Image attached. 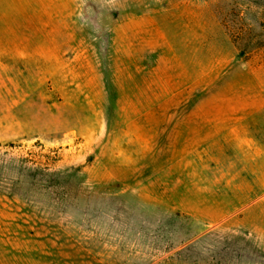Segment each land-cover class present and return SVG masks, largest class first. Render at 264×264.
<instances>
[{"label": "rangeland", "instance_id": "obj_1", "mask_svg": "<svg viewBox=\"0 0 264 264\" xmlns=\"http://www.w3.org/2000/svg\"><path fill=\"white\" fill-rule=\"evenodd\" d=\"M0 234L264 264V0H0Z\"/></svg>", "mask_w": 264, "mask_h": 264}, {"label": "crops", "instance_id": "obj_2", "mask_svg": "<svg viewBox=\"0 0 264 264\" xmlns=\"http://www.w3.org/2000/svg\"><path fill=\"white\" fill-rule=\"evenodd\" d=\"M44 235L0 234V264H65L63 244Z\"/></svg>", "mask_w": 264, "mask_h": 264}]
</instances>
